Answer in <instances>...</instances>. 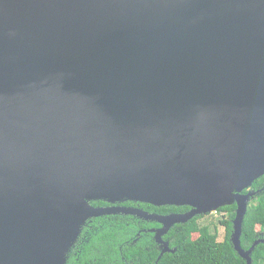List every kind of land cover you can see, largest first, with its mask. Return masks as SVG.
<instances>
[{"label": "water", "instance_id": "obj_1", "mask_svg": "<svg viewBox=\"0 0 264 264\" xmlns=\"http://www.w3.org/2000/svg\"><path fill=\"white\" fill-rule=\"evenodd\" d=\"M263 175L264 0H0V264H65L118 214L160 224L159 260L175 224L232 204L252 264Z\"/></svg>", "mask_w": 264, "mask_h": 264}, {"label": "trees", "instance_id": "obj_2", "mask_svg": "<svg viewBox=\"0 0 264 264\" xmlns=\"http://www.w3.org/2000/svg\"><path fill=\"white\" fill-rule=\"evenodd\" d=\"M248 191H257V194L249 200L244 215L240 238L243 249H248L255 240L264 238V175L243 193ZM105 204L104 201L91 202L93 206ZM122 204L160 215L191 210L189 206H154L133 201ZM218 212L224 216L220 220L224 227L222 241L218 240L216 232L210 231L209 225L198 221L197 215L184 224H175L163 237L175 252H167L159 260L160 247L152 238V233L142 232L144 239L133 242L138 231L159 227V223L123 214L91 218L81 227L79 235L66 252L65 264H245L230 240L236 204L220 207ZM107 218L112 220L107 221ZM89 221L91 228L87 227ZM83 236L85 241L82 240ZM130 236L134 238L130 239ZM251 258L252 264H264V242L256 245Z\"/></svg>", "mask_w": 264, "mask_h": 264}, {"label": "rangeland", "instance_id": "obj_3", "mask_svg": "<svg viewBox=\"0 0 264 264\" xmlns=\"http://www.w3.org/2000/svg\"><path fill=\"white\" fill-rule=\"evenodd\" d=\"M223 217L224 216L222 213L218 212V209H212L211 211H206L199 214L198 221L203 225H209L210 231L216 232L218 240L222 241L224 238V227L220 223V220ZM142 237H140L141 240H143Z\"/></svg>", "mask_w": 264, "mask_h": 264}, {"label": "flooded vegetation", "instance_id": "obj_4", "mask_svg": "<svg viewBox=\"0 0 264 264\" xmlns=\"http://www.w3.org/2000/svg\"><path fill=\"white\" fill-rule=\"evenodd\" d=\"M116 204L119 205V203H116ZM111 205H112V204L106 202L105 205H97V206L107 207V206H111ZM120 205H123V204L121 203ZM123 206H126V205H123ZM180 207H184V206H180ZM136 208H137V207H136ZM189 210H190V209H188L187 211H189ZM187 211H185V212H187ZM110 216H116V215H110ZM198 216H199V215H198ZM109 220L111 221L112 218H107V221H109ZM89 226H90V227H89ZM87 227L91 228L90 221H89V223L87 224ZM159 227H160V226H159ZM155 228H158V226H157V227H151V228H149L148 230H140V231H138L137 234H136V237H137V238L134 239L133 242L139 240V238L141 237V233H142V232H144V233H146V232L152 233V238L154 239V232H152L151 230H152V229H155ZM85 234L87 235V233H85ZM86 237H87V236H86ZM133 238H134V237L130 236V239H133ZM142 238L144 239V237H142ZM82 240H83V241L86 240L85 236L82 237ZM154 241H155V239H154ZM159 247H160V245H159Z\"/></svg>", "mask_w": 264, "mask_h": 264}, {"label": "clouds", "instance_id": "obj_5", "mask_svg": "<svg viewBox=\"0 0 264 264\" xmlns=\"http://www.w3.org/2000/svg\"><path fill=\"white\" fill-rule=\"evenodd\" d=\"M248 190V189H247Z\"/></svg>", "mask_w": 264, "mask_h": 264}]
</instances>
